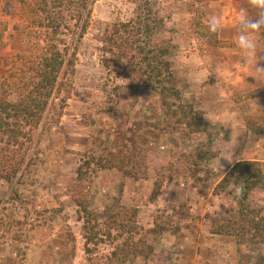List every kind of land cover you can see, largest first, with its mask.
I'll use <instances>...</instances> for the list:
<instances>
[{
  "label": "rangeland",
  "instance_id": "374dc122",
  "mask_svg": "<svg viewBox=\"0 0 264 264\" xmlns=\"http://www.w3.org/2000/svg\"><path fill=\"white\" fill-rule=\"evenodd\" d=\"M148 1L164 21L152 43L168 49L164 58L172 62V75L166 72L164 78L170 90L161 94L140 75L125 76L101 61L105 28L132 18L137 0H91L83 37L65 36L76 47L74 64L60 72L25 162L12 181L0 177V264H85L87 246L93 261L114 249L126 253L120 264H255L264 255V243H237L206 227V214L226 217L237 209L241 186L213 192L231 166L239 160L264 166V122L257 123L264 112L246 122L247 131L237 122L222 127L228 105L248 111L255 100L264 108V97L251 96L264 83L248 77L232 54L233 30L212 35L205 27L209 12L230 21L236 6L232 0ZM14 8L10 0H0V18L9 23L7 48L33 56L42 35L28 30V15L13 17ZM260 40L258 66H264V36ZM1 74L0 84L15 81ZM230 76L238 77L239 86L227 85ZM175 90L204 112V131L168 125L162 101H178ZM16 97L13 89L10 98ZM127 149L139 152L146 177L91 166L78 179L76 170L87 157ZM79 201L97 213L105 208L118 213L123 226L109 237L102 229V241L86 245ZM249 201L264 211V189H255ZM128 243L137 245L136 254Z\"/></svg>",
  "mask_w": 264,
  "mask_h": 264
},
{
  "label": "trees",
  "instance_id": "16d2710c",
  "mask_svg": "<svg viewBox=\"0 0 264 264\" xmlns=\"http://www.w3.org/2000/svg\"><path fill=\"white\" fill-rule=\"evenodd\" d=\"M10 1L15 7L11 15L19 19H26L28 15V30L42 35V38L38 52L33 56L11 52L5 40L9 23L0 18V72L1 75L6 74V77L15 80L12 84H0V177L8 182L17 176L25 162V151L32 142L60 72L64 66L74 64L76 47H71L65 36H72L76 40L83 37L91 18V0ZM232 2L238 7L245 0ZM163 28V19L154 13L149 1L137 0L132 18L114 21L105 28L101 58L103 66L106 69L118 68L125 76L140 75L144 82L149 81L156 88L160 87L161 94L170 90L166 84L167 76L164 78L166 72L172 75V62L164 58L168 49L156 48L152 43L153 36ZM13 89L17 92L16 99L10 98ZM175 93L178 101L170 102L167 98L162 101L168 125L181 126L189 133L204 131L207 125L204 112L193 103L183 102L177 90ZM251 96L264 97V85L253 89ZM138 153L136 149H127L108 154H93L78 166L77 177L83 179L91 166H95L98 169H116L122 175L134 179L144 178L147 168L138 159ZM230 185H239L242 189L237 209L226 217L206 214V227L213 234L234 237L237 243L263 244L264 211L258 206H252L249 201V196L255 189H264L262 162H235L217 182L213 192L218 195ZM78 206L86 245H98L102 241L103 230H106L109 237L116 227L124 224V219L109 208L97 213L85 201H79ZM134 212L133 210V215ZM130 229L136 233L135 225ZM129 245H126L127 249L136 254L133 249L138 250L137 245L132 248ZM91 249L87 246L90 256L85 264H120L127 257L126 253L123 254L125 257L120 256L119 250L114 249L108 256L93 261L94 254ZM255 264H264V255H260Z\"/></svg>",
  "mask_w": 264,
  "mask_h": 264
},
{
  "label": "clouds",
  "instance_id": "9594fccd",
  "mask_svg": "<svg viewBox=\"0 0 264 264\" xmlns=\"http://www.w3.org/2000/svg\"><path fill=\"white\" fill-rule=\"evenodd\" d=\"M206 30L212 35H222L226 29L233 30L232 54L238 57L240 65L253 77L257 83H264V66H258L259 54L262 52L260 37L264 36V0H245L236 7L231 20L223 17L219 11L209 12L206 20ZM247 99L248 93H245ZM248 111H241L238 106H227V119L222 127H232L233 122L242 124L245 131L249 119L257 121V114L264 112L255 100ZM264 122L260 120L257 123Z\"/></svg>",
  "mask_w": 264,
  "mask_h": 264
},
{
  "label": "crops",
  "instance_id": "0c3cea01",
  "mask_svg": "<svg viewBox=\"0 0 264 264\" xmlns=\"http://www.w3.org/2000/svg\"><path fill=\"white\" fill-rule=\"evenodd\" d=\"M228 81L226 82L229 87L233 86H239L238 77L235 78V76H230L229 78H226Z\"/></svg>",
  "mask_w": 264,
  "mask_h": 264
}]
</instances>
